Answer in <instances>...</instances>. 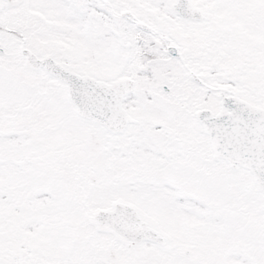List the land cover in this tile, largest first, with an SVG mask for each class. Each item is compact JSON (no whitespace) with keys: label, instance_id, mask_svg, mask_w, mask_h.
<instances>
[{"label":"snow or ice","instance_id":"6c2138e0","mask_svg":"<svg viewBox=\"0 0 264 264\" xmlns=\"http://www.w3.org/2000/svg\"><path fill=\"white\" fill-rule=\"evenodd\" d=\"M0 264H264V0H0Z\"/></svg>","mask_w":264,"mask_h":264}]
</instances>
